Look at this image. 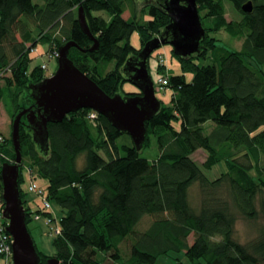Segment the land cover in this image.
I'll return each instance as SVG.
<instances>
[{
    "label": "trees",
    "instance_id": "trees-1",
    "mask_svg": "<svg viewBox=\"0 0 264 264\" xmlns=\"http://www.w3.org/2000/svg\"><path fill=\"white\" fill-rule=\"evenodd\" d=\"M231 1L239 20L226 18L224 0H198L200 14L205 10L213 26H206L201 16L206 34L197 54L180 56L173 48L183 71L193 77L170 74V104H162L146 121L142 149L157 140L155 159L143 157L128 132L91 108L49 122V149L35 141L27 114L22 117L18 179L26 221L34 218V207L27 200L28 186L22 185L23 167H29L35 184L36 176L47 180L41 187L52 206L42 213L59 223L52 255L36 242L41 264L54 256L63 264H106L102 254L114 263L160 264V256L171 252H183L189 264H264V0ZM248 1L251 12L242 8ZM136 3L0 0V112L6 101L11 125L20 110L35 106L30 85L47 77L43 62L36 59L43 51L34 52L40 43L51 47H45L48 58L73 42L69 57L75 65L109 95L119 94L143 60L140 52L146 44L173 35L167 31L171 18L166 0H151L139 11ZM80 8L98 40L96 50H91L94 38L79 23ZM223 28L242 41L239 49L219 45L210 36L211 29ZM135 30L141 34L140 48L131 43ZM209 52L211 62L193 60ZM12 131L13 125L10 136L0 134L2 204V167L17 158ZM199 148L208 153L203 167L192 157ZM220 162L227 170L211 178L206 171ZM195 184L202 192L199 207L190 199ZM54 206L62 211L58 219ZM239 215L263 220L245 243L235 235Z\"/></svg>",
    "mask_w": 264,
    "mask_h": 264
},
{
    "label": "water",
    "instance_id": "water-1",
    "mask_svg": "<svg viewBox=\"0 0 264 264\" xmlns=\"http://www.w3.org/2000/svg\"><path fill=\"white\" fill-rule=\"evenodd\" d=\"M198 0H166L171 24L167 31L173 33L167 40L154 38L140 52L143 60L135 69L132 80L140 93L132 97L120 94L109 95L98 83L75 65L70 59V47L73 42L61 46L56 72L45 77L41 82L31 84L35 106L20 110L13 121L12 140L16 152L15 163L7 162L2 167V190L5 201L4 215L8 219V232L13 236V264H41V256L37 251L36 242L26 221V210L19 189L20 164L22 162V146L20 123L27 114L35 141L49 149V122L63 120L70 112L80 108H91L105 115L120 131L130 134L138 150L144 146L146 139V121L150 120L161 108V100L156 95L153 76L150 74L148 59L154 49L161 43L173 45L174 51L180 56H191L200 49L201 40L206 31L201 21ZM242 8L251 12L252 2H246ZM79 23L90 36L87 15L83 8L78 12ZM92 38H94L92 36ZM91 50H96L98 40ZM47 264H63L57 257H49Z\"/></svg>",
    "mask_w": 264,
    "mask_h": 264
},
{
    "label": "rangeland",
    "instance_id": "rangeland-1",
    "mask_svg": "<svg viewBox=\"0 0 264 264\" xmlns=\"http://www.w3.org/2000/svg\"><path fill=\"white\" fill-rule=\"evenodd\" d=\"M35 1L41 3L43 0H35ZM149 1L151 0H136L137 11H139L144 5L148 4ZM224 3H225V9H226L225 10L226 18L228 20H235V19L239 20L241 18V14L237 10V8H235L232 1L224 0ZM204 13H205V10H203V12L200 15L204 17L203 19H205V25L210 26L211 28V26H213V21L209 20L207 16L205 17ZM129 14H130L129 11L126 12V17H128ZM148 16L147 18H149ZM210 31H211L210 36L214 37V39H216L219 45H222L225 47L227 46L228 48L233 49V50L239 49L242 45V41L239 38L234 37L228 30L224 28L220 30H214V31L211 29ZM132 34H133L131 37L132 45H134L137 48H140L142 46L141 34L139 33L138 30H135ZM45 47L48 50H51V47L48 44L40 43L38 45L39 49H37V51H34V52L35 54H38V52L43 51L40 55L37 56L36 59L38 61H42L43 64L45 63L47 64L46 67H42V68L44 71H46L47 76H51L56 72V68L58 66V61H59L58 59L59 55H57L56 53H52V57L46 58ZM194 54H197V53H194ZM151 55H152L150 56L151 59L149 60V70H150L151 76H153V79H154V86L156 87V95L157 97H159L160 100H162L163 102V103L161 102L162 104L169 105L173 98L172 94L174 90L172 87L166 86L169 83L168 82L166 84V81L164 82L161 81V84L162 85L164 84V85L160 86L158 83L159 78L164 77V78H167V80L169 81L170 74L171 75L185 74L187 79L191 80L193 77V74L190 71H183L182 64H180L178 57L176 56V54H174L173 45L171 44L161 43V46L154 49ZM211 59H212V52H209L207 57L202 58L200 56L199 57L195 56L193 60H195L197 63L205 64V63L211 62ZM0 83L4 84V80L2 81L1 75H0ZM132 91L140 92V88H138V86L132 80L131 81L128 80L123 83L122 89L120 90L119 94L122 96H125L126 92H132ZM1 105L2 107H1V112H0V134L10 136L11 129H12L11 122L13 118H12V115H10L8 111V103H6L5 101L4 104H1ZM175 124L177 127L180 125L179 122L177 121ZM207 128L208 129L211 128L210 124L207 125ZM140 152L143 157L146 156L149 159H155L158 153L160 152L158 148L157 140L154 141L153 146L145 147ZM192 157L194 160L197 161L198 164H200L203 167L204 163L207 160L208 153L206 150L199 148L196 152L192 154ZM81 162H83V158L81 159ZM23 168H24L23 174H24L25 180L23 181L22 185L24 187L28 186L30 193L28 195L29 197H27V200H28V203L33 201V207H34L30 209L32 212H34L32 214L34 218H32L31 216L32 219H31L30 224L31 226H34L33 222L36 223L35 229H33L34 235L33 234L32 235H33V238L34 236L36 237L39 243V246L42 250L43 249L46 250V246L44 244V241H46V244H48L50 247V249L47 248V250L51 251V255H52L55 251L54 246L52 244L53 242L52 239L58 236L59 234V223L57 222V220L55 221V220L48 219L46 215L42 213L44 210H47V211L51 210L49 209V206H46V196L44 195V191H42L44 189L41 187V185L45 186L47 184V180L43 177L36 176V181L40 186L37 185V190L31 189V185L34 184L35 179H33V177L30 176L31 170L29 169V167H23ZM223 170H227L226 163L220 162V164L215 165L211 171H206V172L211 178H215L221 175V172ZM254 174L255 172L253 171L252 175ZM190 192H191V195H190L191 203H193L195 207H199L201 205V199H202V192L200 190V185L195 184L194 186H192L190 189ZM35 202H36V205H35ZM2 207H4V203L2 204L0 202V209ZM38 209L40 211H37ZM53 216H55V218L58 219L60 214L55 213ZM262 223H263L262 218L256 219L255 221H251L239 215L236 228H235V233H236L235 235L238 238V240L245 243L246 241H249L250 239L256 236L257 229L259 225H261ZM30 224H28V226H30ZM31 226L29 228H31ZM193 238L194 236L193 234H191L190 241H192ZM106 257L107 256L103 254H102V258L100 257L101 259L105 260L106 264H120L119 262L114 263V261L110 259H106ZM10 262H11V259L9 261L7 255L0 254V264H10ZM159 263L160 264H189V260L186 256H184L183 252L180 254L171 252L169 254L160 256Z\"/></svg>",
    "mask_w": 264,
    "mask_h": 264
},
{
    "label": "built area",
    "instance_id": "built-area-1",
    "mask_svg": "<svg viewBox=\"0 0 264 264\" xmlns=\"http://www.w3.org/2000/svg\"><path fill=\"white\" fill-rule=\"evenodd\" d=\"M59 54V53H58ZM46 63L42 65V67H46ZM165 79V80H164ZM161 81L164 82L166 81V84L168 83L167 78L161 77L159 78V85L163 86L161 84ZM95 116V114H93ZM31 189L37 190V184H32ZM39 189V188H38ZM40 190V189H39ZM43 191V190H42ZM1 199V198H0ZM2 203V201L0 200ZM5 206V203H4ZM46 206H49V209L51 208V203L46 199ZM4 207L0 209V254H5L8 257H11V260L13 261V236L11 232H8L7 227L9 225V222L7 218L4 215Z\"/></svg>",
    "mask_w": 264,
    "mask_h": 264
},
{
    "label": "crops",
    "instance_id": "crops-1",
    "mask_svg": "<svg viewBox=\"0 0 264 264\" xmlns=\"http://www.w3.org/2000/svg\"><path fill=\"white\" fill-rule=\"evenodd\" d=\"M44 61V60H43ZM52 210H53V214H55V213H57V214H61L62 213V211H61V209L60 208H58L57 206H54V207H52ZM34 223V226H31V224H30V226H31V231H32V234L34 235V230L33 229H35V222H33ZM29 226V227H30ZM34 240H35V242H37V244H38V246H39V243H38V241H37V239H36V237L34 236ZM44 244H45V246H46V250H44L45 252H47L48 254H51V251H49V250H47V248L48 249H50V247H49V245L48 244H46V241H44ZM40 247V246H39Z\"/></svg>",
    "mask_w": 264,
    "mask_h": 264
}]
</instances>
